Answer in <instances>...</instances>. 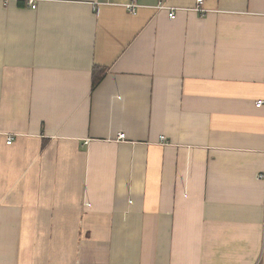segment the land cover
<instances>
[{
	"label": "crops",
	"instance_id": "0c3cea01",
	"mask_svg": "<svg viewBox=\"0 0 264 264\" xmlns=\"http://www.w3.org/2000/svg\"><path fill=\"white\" fill-rule=\"evenodd\" d=\"M29 1L0 0V264H264V0Z\"/></svg>",
	"mask_w": 264,
	"mask_h": 264
},
{
	"label": "built area",
	"instance_id": "2783aa9c",
	"mask_svg": "<svg viewBox=\"0 0 264 264\" xmlns=\"http://www.w3.org/2000/svg\"><path fill=\"white\" fill-rule=\"evenodd\" d=\"M205 0H196V3H197V9L196 11H199V12H205L204 9H202V5L204 4ZM29 5L33 8V9H36V2L31 0L29 1ZM139 6L135 3V0H133L130 4H128L126 6L127 10L130 11V13H132L133 15L136 14V11H137V8ZM159 9H164V10H167L169 12V17L170 19H174L175 18V15H176V11L177 9L176 8H169V7H165L163 5H160L158 6ZM264 104L263 102H258L257 103V106L258 107H261V105ZM124 139V135L123 134H120L119 135V140H123ZM12 143V139H9L8 141V144H11ZM261 178H264L263 176Z\"/></svg>",
	"mask_w": 264,
	"mask_h": 264
},
{
	"label": "trees",
	"instance_id": "16d2710c",
	"mask_svg": "<svg viewBox=\"0 0 264 264\" xmlns=\"http://www.w3.org/2000/svg\"><path fill=\"white\" fill-rule=\"evenodd\" d=\"M104 72L101 70L95 69L94 71V79H93V89H95L99 83L102 81Z\"/></svg>",
	"mask_w": 264,
	"mask_h": 264
}]
</instances>
